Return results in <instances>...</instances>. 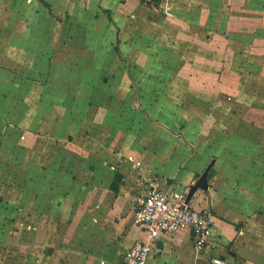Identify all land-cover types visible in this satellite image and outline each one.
Wrapping results in <instances>:
<instances>
[{
  "label": "crops",
  "instance_id": "obj_1",
  "mask_svg": "<svg viewBox=\"0 0 264 264\" xmlns=\"http://www.w3.org/2000/svg\"><path fill=\"white\" fill-rule=\"evenodd\" d=\"M155 4L0 0V264H124L151 240L136 198L189 191L213 159L190 200L207 246L161 233L147 264H264V129L211 90L255 66L264 0Z\"/></svg>",
  "mask_w": 264,
  "mask_h": 264
},
{
  "label": "built area",
  "instance_id": "obj_2",
  "mask_svg": "<svg viewBox=\"0 0 264 264\" xmlns=\"http://www.w3.org/2000/svg\"><path fill=\"white\" fill-rule=\"evenodd\" d=\"M155 7V0H142ZM188 189L163 190L156 187L136 198V222L144 227L151 240L135 242L124 254V264H147L153 250V240L161 233H174L187 229L196 248L205 249L213 219L208 209H197L187 200ZM213 264H232L222 257H212ZM100 264H112L101 261Z\"/></svg>",
  "mask_w": 264,
  "mask_h": 264
},
{
  "label": "rangeland",
  "instance_id": "obj_3",
  "mask_svg": "<svg viewBox=\"0 0 264 264\" xmlns=\"http://www.w3.org/2000/svg\"><path fill=\"white\" fill-rule=\"evenodd\" d=\"M263 32L264 23L261 24V30L258 31L261 33L259 37H264ZM258 46L260 54L252 57L251 61L255 66H247L246 56L242 60L231 59L228 70L213 73L216 85L211 90L215 102L223 101L217 111L222 114L223 112L242 114L247 118L255 117L250 121L246 120L244 126L251 127L253 125L256 128L264 129V40ZM212 105L215 106V104ZM224 124H228V121H223V128ZM218 126L221 127L217 124L215 130ZM258 141L259 137H256V142Z\"/></svg>",
  "mask_w": 264,
  "mask_h": 264
},
{
  "label": "water",
  "instance_id": "obj_4",
  "mask_svg": "<svg viewBox=\"0 0 264 264\" xmlns=\"http://www.w3.org/2000/svg\"><path fill=\"white\" fill-rule=\"evenodd\" d=\"M214 162H215V159H213L209 163V165L204 169V171L202 172V174L200 175L198 180L195 183L190 185L189 191H188V196H187L188 202L191 200L194 193L198 189H204V190L208 189V176H209V172H210L212 166L214 165Z\"/></svg>",
  "mask_w": 264,
  "mask_h": 264
}]
</instances>
